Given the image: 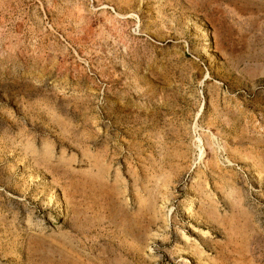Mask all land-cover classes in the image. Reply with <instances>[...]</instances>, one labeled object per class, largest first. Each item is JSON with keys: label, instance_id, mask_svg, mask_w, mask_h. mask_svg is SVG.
Instances as JSON below:
<instances>
[{"label": "rangeland", "instance_id": "1", "mask_svg": "<svg viewBox=\"0 0 264 264\" xmlns=\"http://www.w3.org/2000/svg\"><path fill=\"white\" fill-rule=\"evenodd\" d=\"M0 264H264V0H0Z\"/></svg>", "mask_w": 264, "mask_h": 264}]
</instances>
